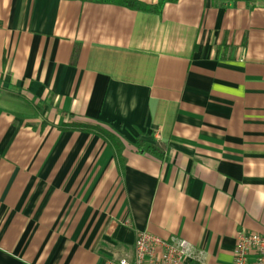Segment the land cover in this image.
Listing matches in <instances>:
<instances>
[{
    "label": "crops",
    "instance_id": "obj_1",
    "mask_svg": "<svg viewBox=\"0 0 264 264\" xmlns=\"http://www.w3.org/2000/svg\"><path fill=\"white\" fill-rule=\"evenodd\" d=\"M142 231L187 264L264 232V0H0V264H107Z\"/></svg>",
    "mask_w": 264,
    "mask_h": 264
},
{
    "label": "built area",
    "instance_id": "obj_2",
    "mask_svg": "<svg viewBox=\"0 0 264 264\" xmlns=\"http://www.w3.org/2000/svg\"><path fill=\"white\" fill-rule=\"evenodd\" d=\"M201 259V253L195 252L185 239L166 240L142 231L137 234L130 255L107 264H187ZM232 264H264V232H240L235 240Z\"/></svg>",
    "mask_w": 264,
    "mask_h": 264
},
{
    "label": "trees",
    "instance_id": "obj_3",
    "mask_svg": "<svg viewBox=\"0 0 264 264\" xmlns=\"http://www.w3.org/2000/svg\"><path fill=\"white\" fill-rule=\"evenodd\" d=\"M81 1H89L94 3H110L131 9H152L155 12H160L161 7L168 0H159L158 4L151 8L142 4L141 2H139V0H81ZM143 151L157 157H161L163 154V150L157 145L144 146Z\"/></svg>",
    "mask_w": 264,
    "mask_h": 264
}]
</instances>
